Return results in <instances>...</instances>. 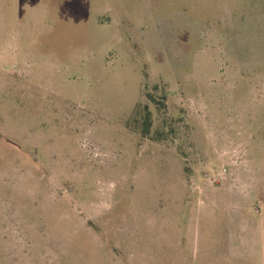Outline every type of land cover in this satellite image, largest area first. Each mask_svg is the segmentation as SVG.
I'll list each match as a JSON object with an SVG mask.
<instances>
[{"label":"rangeland","instance_id":"rangeland-1","mask_svg":"<svg viewBox=\"0 0 264 264\" xmlns=\"http://www.w3.org/2000/svg\"><path fill=\"white\" fill-rule=\"evenodd\" d=\"M0 264H264V0H0Z\"/></svg>","mask_w":264,"mask_h":264},{"label":"trees","instance_id":"trees-1","mask_svg":"<svg viewBox=\"0 0 264 264\" xmlns=\"http://www.w3.org/2000/svg\"><path fill=\"white\" fill-rule=\"evenodd\" d=\"M149 126H150V115L148 112H145L142 118V132L144 136L148 134Z\"/></svg>","mask_w":264,"mask_h":264}]
</instances>
